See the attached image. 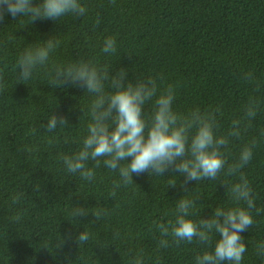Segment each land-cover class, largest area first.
<instances>
[{
    "label": "trees",
    "instance_id": "trees-1",
    "mask_svg": "<svg viewBox=\"0 0 264 264\" xmlns=\"http://www.w3.org/2000/svg\"><path fill=\"white\" fill-rule=\"evenodd\" d=\"M82 2L88 8L83 17L30 23L27 17L5 14L0 21V73L6 83L0 92V264H132L141 249L144 264H195L203 246L194 240L158 247L155 222L174 220L180 196L197 199L194 219L210 217L215 207L232 206L224 184L238 178L221 174L217 180L188 181L170 168L164 176L133 174L134 183L121 184L111 196L113 181L120 180L118 172L102 165L92 182L67 173L61 157L80 147L90 96L79 85L51 86L50 68L85 58L112 71L124 67L130 80L154 76L161 88L176 86L177 112L221 105L219 131L224 133L231 120L242 115L250 96L264 101V0ZM50 36L60 44L49 64L30 80L18 81L19 55ZM107 36L115 37L116 54L101 52ZM249 72L253 82L243 79ZM151 111L149 102L145 113ZM53 113L64 116L68 126L49 133L43 125ZM262 130L264 107L247 133L232 140L229 162ZM243 171L256 206L264 208V140ZM172 181L176 183L169 185ZM17 192L24 196L13 204ZM73 206L88 212L74 219ZM96 208L107 215L96 220L91 212ZM17 213L19 220L14 219ZM254 221L241 233L248 249L242 264H264L255 251L264 241V213L254 215ZM83 230L90 239L78 245L76 236ZM219 235L214 233L213 248Z\"/></svg>",
    "mask_w": 264,
    "mask_h": 264
},
{
    "label": "clouds",
    "instance_id": "clouds-1",
    "mask_svg": "<svg viewBox=\"0 0 264 264\" xmlns=\"http://www.w3.org/2000/svg\"><path fill=\"white\" fill-rule=\"evenodd\" d=\"M87 12L82 0H40L39 3H33V0H0V21L5 14H10L13 19L27 17L32 23L36 19L58 21L69 15L83 17ZM99 23L97 17L96 24ZM59 44L58 39L50 36L41 43L26 47L16 60V79L22 82L30 80L37 69L49 64ZM101 52L106 55L117 53L115 37L104 38ZM243 79L253 82L255 77L249 72ZM49 84L53 87L79 85L90 96L86 134L78 150L63 155L61 159L67 173L79 175L87 182L95 179L96 169L102 165L118 172L120 180L113 181L111 196L116 195L121 184L134 183L133 174L146 172L164 176L170 168L183 174L186 180L195 182L217 180L221 174L237 177L235 182L224 184L232 206L215 207L210 217L202 219L199 215L194 219L197 199L180 196L174 220L166 223L157 221L155 227L160 234L158 247L179 246L182 242L192 243L194 240L202 245L203 251L196 255L195 264H242L248 249L241 233L253 226L254 215L264 213V208L255 204L251 183L243 169L252 160L254 149L264 140V130L259 138L252 137L246 141L231 162L227 153L232 140L240 139L252 127V121L261 112L264 101L250 96L243 106L242 115L234 117L228 130L221 133V105L203 111L197 107L186 113L177 112L173 107L177 94L175 85L161 88L154 76H137L130 80L124 67L112 71L108 65L78 58L67 64H53ZM5 90L6 83L0 73V92ZM149 102L152 111L146 114L145 106ZM67 126V119L54 113L43 125L49 133ZM175 183L172 181L169 185ZM23 196V192L14 193L11 202L17 204ZM87 212L86 208L73 206L70 215L75 219ZM91 212L96 220L107 215L103 208ZM20 218L21 213L14 217L16 220ZM214 233L220 235L213 248ZM89 239L90 233L86 230L76 236L78 245ZM255 251L257 256L264 258V241L255 246ZM132 264H144L142 249L135 253Z\"/></svg>",
    "mask_w": 264,
    "mask_h": 264
}]
</instances>
